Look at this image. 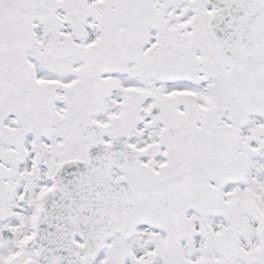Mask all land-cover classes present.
<instances>
[{
    "label": "snow or ice",
    "instance_id": "snow-or-ice-1",
    "mask_svg": "<svg viewBox=\"0 0 264 264\" xmlns=\"http://www.w3.org/2000/svg\"><path fill=\"white\" fill-rule=\"evenodd\" d=\"M0 264H264V0H0Z\"/></svg>",
    "mask_w": 264,
    "mask_h": 264
}]
</instances>
